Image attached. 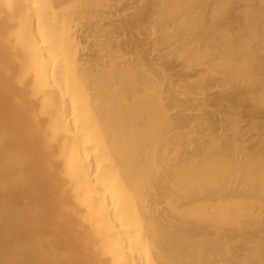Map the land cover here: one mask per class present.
Here are the masks:
<instances>
[{
  "label": "bare ground",
  "instance_id": "1",
  "mask_svg": "<svg viewBox=\"0 0 264 264\" xmlns=\"http://www.w3.org/2000/svg\"><path fill=\"white\" fill-rule=\"evenodd\" d=\"M120 2L0 0V264H264V0Z\"/></svg>",
  "mask_w": 264,
  "mask_h": 264
},
{
  "label": "rangeland",
  "instance_id": "2",
  "mask_svg": "<svg viewBox=\"0 0 264 264\" xmlns=\"http://www.w3.org/2000/svg\"><path fill=\"white\" fill-rule=\"evenodd\" d=\"M152 0H121V2L118 4L119 7H123L124 10H126L129 14L134 13L135 11L139 10L141 13H143L145 16H151L148 21L147 25L150 27L153 22V15L150 12H148L146 9L148 3H150ZM238 9L239 6H237ZM230 23H234V19H230ZM213 28H216V23L213 22ZM135 37L146 39V37L139 36L135 32H131L127 35V39H134ZM149 46H145L144 50H149ZM161 63L170 62L172 63L173 67H175V71L178 72L180 75L188 79V84L193 85L195 82V75L196 72L194 70H186L181 67L180 62L177 59H174L173 57L167 55L166 52H161ZM235 88L233 85H226L221 86L220 83L215 82L212 84V86L208 89L206 96H195L193 98V102L201 106V111H209L212 116L216 120H220L225 115V106L226 101L223 100V97L228 96L232 93H234ZM199 113V112H198ZM196 114V113H194ZM256 122L259 123V120L255 116H247L246 114L243 115V118L240 123V129H241V139L245 145L249 146H255L258 141V135L257 131L250 128V123ZM221 131V129H220Z\"/></svg>",
  "mask_w": 264,
  "mask_h": 264
}]
</instances>
